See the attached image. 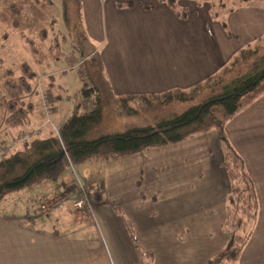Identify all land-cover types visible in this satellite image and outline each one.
I'll list each match as a JSON object with an SVG mask.
<instances>
[{
  "label": "rangeland",
  "instance_id": "rangeland-1",
  "mask_svg": "<svg viewBox=\"0 0 264 264\" xmlns=\"http://www.w3.org/2000/svg\"><path fill=\"white\" fill-rule=\"evenodd\" d=\"M53 1L56 22L55 27L49 29L48 40L59 36L63 48L56 52L75 51L79 57L82 55L86 61L84 69L93 81L100 82L102 63L94 50L101 42L86 28L81 0H67V14L63 0ZM202 1L209 5L216 2V7L219 2ZM225 2L236 6L239 0ZM251 3L263 5L264 0H251L246 4ZM10 40L13 48L7 50V56L19 53V62L27 60L34 65L38 73L36 91L40 99L46 96L51 113L44 114L40 106L34 117L37 120L15 129L12 137L7 135L11 137L9 147H5L8 151L27 144L24 141L29 135L24 133L28 130L35 131L36 135L47 136L51 131L59 135L58 128L72 114V101L67 99V94L79 90L83 84L78 66H69L68 60L61 58L48 59L44 64L34 62L32 54L24 51L23 43L15 35H11ZM127 104L134 111L123 108L115 97L109 99L106 94L104 118L97 131L108 135L131 128L158 126L161 119L169 115L159 107L150 111L140 108L135 101ZM191 140L117 159L67 162L52 179L31 183L7 194L0 202V216L12 218L7 225L0 222V231L2 234L6 231L7 248L22 247L17 255L11 256L9 252L8 262L37 264L33 213H41L42 204L49 202L46 210L51 212L41 215L45 220L37 221L36 230L59 228L69 233L68 240L88 249V264H98L103 256L109 264H136L140 258L144 264H205L231 240L230 232L223 226L225 203L214 192L222 189L220 184L215 187L214 184L220 181L219 175H223L224 160L214 137ZM9 143L14 146L10 148ZM5 148L0 145V156L5 155ZM64 193L68 199L51 201ZM81 200L82 205H78ZM56 209L61 213H54ZM14 220L27 224L19 228ZM126 220L132 224L135 240ZM43 242L47 240L43 238ZM102 246L107 254L101 251ZM74 264H77L76 256Z\"/></svg>",
  "mask_w": 264,
  "mask_h": 264
},
{
  "label": "trees",
  "instance_id": "trees-1",
  "mask_svg": "<svg viewBox=\"0 0 264 264\" xmlns=\"http://www.w3.org/2000/svg\"><path fill=\"white\" fill-rule=\"evenodd\" d=\"M163 1L180 18L188 15L189 9L180 0ZM195 1L198 5L204 3L202 0ZM218 1L217 7L216 2L210 4L211 13L215 19L224 20V16L235 7L251 0H239L235 7L228 6L225 0ZM63 2L67 14V0ZM125 4L131 5V2ZM125 4L118 3V6ZM54 7L53 0H0L1 147H9L8 141L15 129L26 127L28 123L37 120L34 117L38 115V108L45 110L43 98L40 99L36 91L38 73L34 65L27 60L19 62V53L14 52L10 58L7 56V50L13 48L10 44L11 35L23 43L24 51L28 50L32 54L34 62L44 64L48 59L54 61L61 58L68 60L69 66H78L83 82L79 90L67 94V99L72 101V114L58 128L59 135L52 131L47 136L36 135L35 131L28 130L24 133L29 135L24 147L10 151L5 148V155L0 156V202L7 194L31 183L52 179L63 170L67 162L117 159L154 147L177 144L212 128L217 129L221 138L225 139L226 121L264 93L263 34L252 44L242 47L218 72L186 90L175 88L162 94L115 97L123 108L130 111H134V108L129 107L127 102L135 101L140 108L153 111L159 107L163 111L167 110L169 115L161 119L158 126L131 128L119 134H100L97 130L104 118V93L84 69L86 61L82 55L79 57L75 51L56 52L63 48L59 36L48 40L49 29H53L56 22ZM97 55L100 59V55ZM226 145L223 164L228 173L229 186L223 226L230 232L231 240L226 248L205 264H239L243 247L251 237L259 214L257 190L246 170L244 159L229 144ZM12 146L10 144V148ZM43 204L47 206L49 202ZM126 222L135 240L132 224L129 220ZM137 264L144 262L140 258Z\"/></svg>",
  "mask_w": 264,
  "mask_h": 264
},
{
  "label": "crops",
  "instance_id": "crops-1",
  "mask_svg": "<svg viewBox=\"0 0 264 264\" xmlns=\"http://www.w3.org/2000/svg\"><path fill=\"white\" fill-rule=\"evenodd\" d=\"M81 2L86 28L91 36L101 42L97 50H94L102 59V80L99 82L97 79V82L104 96L107 94L109 99L111 96L129 94H162L175 88L186 90L218 72L242 47L252 44L264 34V4L240 5L222 20L212 16L208 3L198 5L195 0H180V3L189 9L188 15L183 18H180L163 0H81ZM128 2H131V5L125 4ZM118 3L125 5L118 6ZM148 4L152 7L146 8ZM225 134V139H222L217 129L212 128L185 141L192 139L193 142L200 138L214 137L222 160L225 158L226 144L243 157L246 170L254 180L257 190L259 214L254 222L251 237L243 247L239 264H262L264 93L227 121ZM222 172V177L219 175L218 179L220 181L214 184V187L220 184L222 189L214 192L222 198L226 207L229 180L225 167ZM67 196L64 193L53 197L51 201L63 202L64 199H68ZM60 211L53 210L54 213H61ZM42 214H45V211L33 213L37 264H74L75 256L77 264H88V249L81 243L74 244L68 240L66 237L69 233L59 228L43 229L42 232L36 230L37 221L45 220L44 216L41 217ZM11 218L12 216H0V222L7 225ZM16 221L14 220L18 223ZM18 224L16 225L19 228H25L27 223L20 221ZM1 234L0 231V236ZM2 235L0 264H12L8 262L9 252L11 256L17 255L22 247L7 248L6 231H3ZM43 238L47 242L41 243ZM102 247L101 251L107 254L105 247ZM98 264H109L108 259L106 262V257L103 256Z\"/></svg>",
  "mask_w": 264,
  "mask_h": 264
},
{
  "label": "built area",
  "instance_id": "built-area-1",
  "mask_svg": "<svg viewBox=\"0 0 264 264\" xmlns=\"http://www.w3.org/2000/svg\"><path fill=\"white\" fill-rule=\"evenodd\" d=\"M43 102H44L43 104L45 107V113L49 115L51 113V111H50L51 107L49 106L48 101H46V96H43ZM48 118H50V117H48ZM24 143H26V142L24 141ZM82 203H83L82 200L77 202L78 205H82ZM43 208L47 209V206L43 205Z\"/></svg>",
  "mask_w": 264,
  "mask_h": 264
}]
</instances>
